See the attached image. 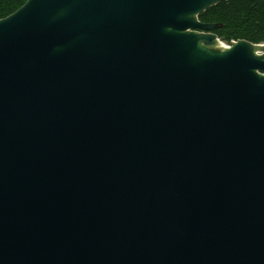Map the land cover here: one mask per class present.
I'll use <instances>...</instances> for the list:
<instances>
[{"label":"water","instance_id":"water-1","mask_svg":"<svg viewBox=\"0 0 264 264\" xmlns=\"http://www.w3.org/2000/svg\"><path fill=\"white\" fill-rule=\"evenodd\" d=\"M222 1L0 19V264H264V42Z\"/></svg>","mask_w":264,"mask_h":264},{"label":"trees","instance_id":"trees-1","mask_svg":"<svg viewBox=\"0 0 264 264\" xmlns=\"http://www.w3.org/2000/svg\"><path fill=\"white\" fill-rule=\"evenodd\" d=\"M25 1L0 0V19L14 12ZM199 19L221 23L213 32L228 44L238 39L264 42V0H224L203 11Z\"/></svg>","mask_w":264,"mask_h":264},{"label":"rangeland","instance_id":"rangeland-1","mask_svg":"<svg viewBox=\"0 0 264 264\" xmlns=\"http://www.w3.org/2000/svg\"><path fill=\"white\" fill-rule=\"evenodd\" d=\"M223 42V41H222ZM224 44H228V43H226V42H223Z\"/></svg>","mask_w":264,"mask_h":264}]
</instances>
